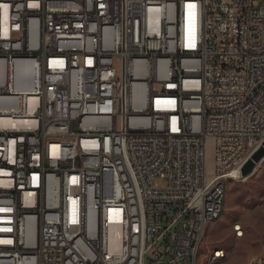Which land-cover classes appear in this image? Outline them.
Returning a JSON list of instances; mask_svg holds the SVG:
<instances>
[{
    "label": "built area",
    "instance_id": "2783aa9c",
    "mask_svg": "<svg viewBox=\"0 0 264 264\" xmlns=\"http://www.w3.org/2000/svg\"><path fill=\"white\" fill-rule=\"evenodd\" d=\"M0 104V264H197L264 142V2L0 0Z\"/></svg>",
    "mask_w": 264,
    "mask_h": 264
},
{
    "label": "rangeland",
    "instance_id": "374dc122",
    "mask_svg": "<svg viewBox=\"0 0 264 264\" xmlns=\"http://www.w3.org/2000/svg\"><path fill=\"white\" fill-rule=\"evenodd\" d=\"M257 1L260 5L264 2ZM214 162L210 142L209 178L213 176ZM256 166L247 178L227 181L224 212L208 225L197 264H248L252 257L264 253V159ZM237 222L242 224V237H236L233 232L232 226ZM217 249H222L224 256L213 261L212 253Z\"/></svg>",
    "mask_w": 264,
    "mask_h": 264
},
{
    "label": "bare ground",
    "instance_id": "6f19581e",
    "mask_svg": "<svg viewBox=\"0 0 264 264\" xmlns=\"http://www.w3.org/2000/svg\"><path fill=\"white\" fill-rule=\"evenodd\" d=\"M23 78H18L17 80V87L18 88H24V89H31L33 85V77H26V84H23L25 81H22ZM30 103L33 102L34 97L30 95L29 97ZM146 104V96H139L137 97V105H145ZM2 104H0L1 106ZM20 123L11 121L6 118H0V125H15L18 126ZM91 139H98V132H91ZM93 147H102V140H93ZM264 159V157H263ZM262 159V160H263ZM251 161V157H239L238 159V167H241V170L244 165H246L248 162ZM261 161L254 163L253 169L245 174V175H237V179H245L246 176L252 173L254 170L255 166L259 164ZM214 163H219V156H215V162ZM257 167V166H256ZM247 178V177H246ZM236 180V179H232ZM228 181V180H227ZM227 181H226V189H227ZM212 193H221V186L220 185H212ZM225 199L226 197H220L219 198V207H222V214L224 212V207H225ZM222 215H219V213H212V220L213 222L218 220ZM21 218H28V211H21ZM236 223L233 224L235 226ZM233 232L236 237H242L243 236V228L241 234H239L238 228L232 227ZM12 235H19V228H12ZM20 240H27V231H20ZM222 250V249H218ZM199 252H194V259H197ZM213 261H216L217 259L221 257H211ZM254 262V257L251 258L248 264Z\"/></svg>",
    "mask_w": 264,
    "mask_h": 264
},
{
    "label": "water",
    "instance_id": "95a60500",
    "mask_svg": "<svg viewBox=\"0 0 264 264\" xmlns=\"http://www.w3.org/2000/svg\"><path fill=\"white\" fill-rule=\"evenodd\" d=\"M250 157H251V161L248 162L246 165H244L242 170H241L242 175L249 173L253 169L254 163L259 162L263 159V157H264V142H263L261 147H259L256 151H254L252 153V155Z\"/></svg>",
    "mask_w": 264,
    "mask_h": 264
},
{
    "label": "snow or ice",
    "instance_id": "6c2138e0",
    "mask_svg": "<svg viewBox=\"0 0 264 264\" xmlns=\"http://www.w3.org/2000/svg\"><path fill=\"white\" fill-rule=\"evenodd\" d=\"M4 7H5V9H6V8H7V5H5Z\"/></svg>",
    "mask_w": 264,
    "mask_h": 264
}]
</instances>
